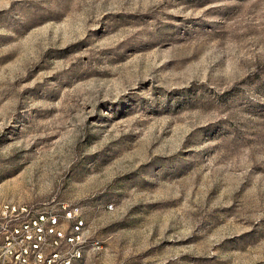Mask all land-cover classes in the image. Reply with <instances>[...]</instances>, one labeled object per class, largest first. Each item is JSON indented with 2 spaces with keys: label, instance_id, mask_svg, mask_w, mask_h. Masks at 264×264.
<instances>
[{
  "label": "rangeland",
  "instance_id": "rangeland-1",
  "mask_svg": "<svg viewBox=\"0 0 264 264\" xmlns=\"http://www.w3.org/2000/svg\"><path fill=\"white\" fill-rule=\"evenodd\" d=\"M2 200L81 203L85 264H264V0H0Z\"/></svg>",
  "mask_w": 264,
  "mask_h": 264
},
{
  "label": "built area",
  "instance_id": "built-area-1",
  "mask_svg": "<svg viewBox=\"0 0 264 264\" xmlns=\"http://www.w3.org/2000/svg\"><path fill=\"white\" fill-rule=\"evenodd\" d=\"M92 232L81 203L2 200L0 264H85L86 253L102 244Z\"/></svg>",
  "mask_w": 264,
  "mask_h": 264
}]
</instances>
